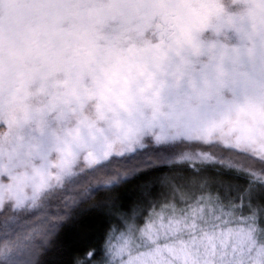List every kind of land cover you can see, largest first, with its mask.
Wrapping results in <instances>:
<instances>
[{"label":"snow or ice","instance_id":"1","mask_svg":"<svg viewBox=\"0 0 264 264\" xmlns=\"http://www.w3.org/2000/svg\"><path fill=\"white\" fill-rule=\"evenodd\" d=\"M215 12L0 0V264H59L91 214L72 264H264V107L224 100Z\"/></svg>","mask_w":264,"mask_h":264},{"label":"clouds","instance_id":"2","mask_svg":"<svg viewBox=\"0 0 264 264\" xmlns=\"http://www.w3.org/2000/svg\"><path fill=\"white\" fill-rule=\"evenodd\" d=\"M130 3L138 14L167 9L169 23H174L189 6H212L216 10L212 21L223 19L229 24L220 38L230 50L239 47L243 53L239 58L226 55L221 61L223 79L227 82L221 93L224 100L264 107V0H130ZM232 118L247 119L237 111H233Z\"/></svg>","mask_w":264,"mask_h":264},{"label":"trees","instance_id":"3","mask_svg":"<svg viewBox=\"0 0 264 264\" xmlns=\"http://www.w3.org/2000/svg\"><path fill=\"white\" fill-rule=\"evenodd\" d=\"M128 161H121L119 163H131ZM143 177L132 179L130 182L122 183L116 192L108 193V195L117 196L122 202L130 204L137 199L138 185L143 181ZM96 197L92 203L99 200ZM90 207V205H85ZM103 230V224L96 214H91L82 217L75 224L69 223L62 228L57 237L61 243L62 255L55 254L45 257L49 261H58L59 264H72L73 257L82 256L85 250V244L88 241H93V247L99 248V237Z\"/></svg>","mask_w":264,"mask_h":264}]
</instances>
